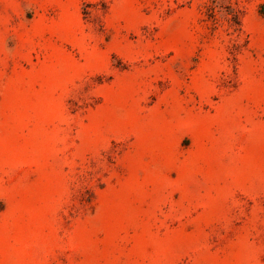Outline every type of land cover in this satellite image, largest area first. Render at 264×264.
Listing matches in <instances>:
<instances>
[{
    "label": "rangeland",
    "instance_id": "rangeland-1",
    "mask_svg": "<svg viewBox=\"0 0 264 264\" xmlns=\"http://www.w3.org/2000/svg\"><path fill=\"white\" fill-rule=\"evenodd\" d=\"M0 264H264V0H0Z\"/></svg>",
    "mask_w": 264,
    "mask_h": 264
}]
</instances>
